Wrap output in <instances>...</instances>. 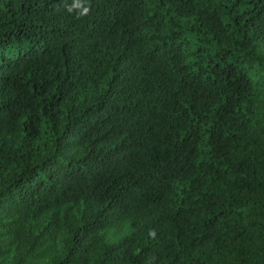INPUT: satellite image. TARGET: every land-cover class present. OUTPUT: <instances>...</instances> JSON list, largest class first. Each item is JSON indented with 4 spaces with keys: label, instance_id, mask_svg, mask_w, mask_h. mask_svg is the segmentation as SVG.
<instances>
[{
    "label": "trees",
    "instance_id": "trees-1",
    "mask_svg": "<svg viewBox=\"0 0 264 264\" xmlns=\"http://www.w3.org/2000/svg\"><path fill=\"white\" fill-rule=\"evenodd\" d=\"M0 264H264V0H0Z\"/></svg>",
    "mask_w": 264,
    "mask_h": 264
},
{
    "label": "clouds",
    "instance_id": "clouds-1",
    "mask_svg": "<svg viewBox=\"0 0 264 264\" xmlns=\"http://www.w3.org/2000/svg\"><path fill=\"white\" fill-rule=\"evenodd\" d=\"M81 5L79 3H74L71 7H68V11L72 12L73 8H79ZM89 9L87 7H84L83 10L79 13L80 16L87 15Z\"/></svg>",
    "mask_w": 264,
    "mask_h": 264
}]
</instances>
